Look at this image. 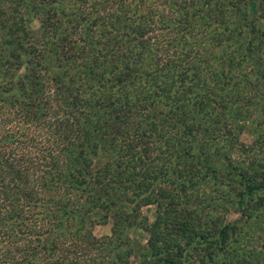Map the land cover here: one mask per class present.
<instances>
[{"label": "rangeland", "instance_id": "rangeland-1", "mask_svg": "<svg viewBox=\"0 0 264 264\" xmlns=\"http://www.w3.org/2000/svg\"><path fill=\"white\" fill-rule=\"evenodd\" d=\"M245 1L242 9L254 15L255 24L262 28L258 27L257 37L264 42V17H258L262 2ZM182 2L0 0V151L10 155L11 170L17 166H24L35 173H41L43 168L48 170V178L42 179L43 187L39 185L40 180H30L34 185H30L31 195L38 197L44 205H36L32 209V206L28 208L25 203H18L22 210L18 218L27 217L28 224L41 218L39 231L46 238L49 230L53 238L56 233H61L58 231L60 228L67 227L66 236L73 238L78 235L79 246L83 249L92 247L90 250L97 254L102 264H151L150 256L145 260L142 251L148 250V228L156 220L158 206L154 202L136 208V202L147 199L152 188L145 180L139 185L135 182L150 174L136 157L141 155L150 168L157 162L164 168V174L160 175L165 179L161 180V189L153 191L161 190L162 193L159 210L171 209L174 216L186 212L187 217L184 218L187 221L193 219L192 222L199 227L198 238L182 243L181 251L185 256L181 264H217V261L220 264H264V191L247 196L239 205L243 185L238 176L229 174L232 173L230 171L245 173V170L246 175L264 180V168L256 165L255 161L264 156V112L252 113L234 130L232 141L238 147L231 158L236 168L225 166L226 156L220 149L219 153L213 151L205 158L202 155L201 160L196 158L198 166L181 172L174 157L170 161L154 157L155 147L160 141L156 139L157 134L152 135L149 125L137 124L138 118L128 120L115 115L104 116L100 107L86 102L94 93H97L96 97L100 94L99 98H104L106 87L125 88L131 93L135 87L119 83L109 86L113 72L120 67L115 54L125 49L124 36L120 42L119 32H114L112 39L118 37L104 45L102 34L108 36L110 30L105 29L103 23L100 27L87 26V29L83 25L87 22L91 25L93 17L100 18V13L118 9L120 3L123 11L134 7L137 21L141 12L147 14L153 30H148L146 37L157 44L158 55L163 58L169 47V37L174 39V36L182 35L178 45L189 50L198 28H201L194 22L190 25L195 35L186 33L188 22L176 15L170 24H159L160 14L170 17L180 9ZM229 4L225 14L228 24L235 26L234 16L242 18L243 13L232 12ZM180 18L181 22L175 20ZM121 24L117 23L118 26ZM201 36L202 31L198 37ZM252 36L256 37V34ZM210 44L207 38L200 47H191L189 58L201 55ZM213 47L219 54V46ZM93 53L100 55V62L98 59L99 69L91 72L86 62L90 63ZM262 56L264 58V54ZM104 59L106 63L102 66L100 63ZM210 65L214 66L212 62ZM133 74L132 71H124L125 80H132ZM140 79L136 86L144 84V79ZM102 105L110 107L106 102ZM260 107L263 109V105ZM142 132L144 136L138 135ZM135 135L137 140H132ZM233 150L229 149V152ZM118 152H122L123 160L118 161ZM252 152L254 157L248 158ZM187 153H193V149L182 153L183 158ZM239 157L245 159L241 166ZM5 166L0 164V171L8 174L10 169ZM93 177L99 179L96 182L87 180ZM1 181L3 179L0 178V184ZM11 183L7 177L5 184ZM3 189L1 186V191H7ZM70 193L72 199L68 202L74 204L75 214L66 220L64 203ZM105 196L113 202L105 203V207V204L99 206ZM151 196L153 200L155 197ZM77 205L83 207L81 212L76 211ZM86 208L88 212L84 211ZM181 218L174 221L184 222ZM225 226L228 227V236L225 240H218L220 229ZM168 228L175 229L173 222ZM6 230L8 227L0 220V241L4 243L9 240L10 233L27 236L18 230H10V233ZM161 231L168 234L164 227ZM91 236L95 238L94 246L88 242ZM18 244L21 257L26 243L20 241ZM75 250L70 251L71 254H76Z\"/></svg>", "mask_w": 264, "mask_h": 264}, {"label": "trees", "instance_id": "trees-1", "mask_svg": "<svg viewBox=\"0 0 264 264\" xmlns=\"http://www.w3.org/2000/svg\"><path fill=\"white\" fill-rule=\"evenodd\" d=\"M255 1L253 0V2ZM260 1L262 3L259 5L258 17H264V0ZM221 2L224 3L221 4ZM242 2L246 3L245 0H183L180 9L174 11L172 15L170 14V17L160 14L158 20L160 25L170 24V20L176 15V17H183L188 22L186 33L195 35L192 34L194 28L191 27L194 22L201 25L198 30L199 32L202 31L201 37H198L199 32L194 36L193 43L189 45V50L178 45L182 35L174 36V39L169 37V47L163 58L158 55L157 47H155L157 44L152 43L150 37H146L148 30H153L147 14L141 12L140 17H138L139 21H137L135 8H127L123 11L120 3L118 9L100 13V18L103 19L93 17L91 25H88L87 22L83 26L85 28L87 26L100 27V24L103 23L104 28L110 30V35L102 34L105 41L104 45L112 39L111 34L114 32H119L120 42H122V36L126 39L124 41L125 49L115 54L120 67L113 72V81L109 86H116L119 83L125 87L126 85L134 86L135 90L131 93L125 88L114 89L113 87V89H109L105 88L104 84V98H99L100 94L96 97L97 93H94L91 98L86 99V102H92L95 106L100 107L102 114L105 113L104 116L115 115L117 118L128 120L138 118L137 124L149 125L152 135L157 134V136L155 135L156 139L160 141V144L155 147L154 152L156 154L154 157L162 161L163 159L170 161L174 157L181 172L187 171L190 167L198 166L196 158L201 160L202 155L205 158V155L213 151L219 153L220 149L226 156L225 166L229 169L236 168V164L231 158L238 147L232 141L234 130L241 126V120L248 119L252 113L258 115L264 112V58H262L264 54L262 44L264 45V42L257 37L260 27L252 19L254 15L242 9ZM227 4L230 5L232 12L243 13L242 18L234 16L235 26L228 24L225 14L228 9ZM132 10L133 13H130ZM215 10L217 11L214 12ZM175 20L181 22V18ZM152 21L156 20L153 19ZM117 23L122 24L118 26ZM254 34L256 37L252 36ZM105 36L107 37L105 38ZM207 38L211 42L210 46L205 48L201 55H193L189 58L191 47H200ZM99 44L102 43L99 42ZM214 45L219 46V54L218 52L215 53L216 46L213 47ZM92 56L90 63L86 62L91 72L99 69L100 62V55L93 53ZM210 62L214 66L210 65ZM105 63L104 59L100 65L104 66ZM180 68L181 70L178 71ZM124 71L134 73L132 80H125ZM140 78L144 79V84L136 86V82L141 80ZM100 79H102L101 74ZM104 102L110 107L103 106ZM262 105L263 109L260 107ZM144 133H146V129H144ZM144 133L138 135L144 136ZM137 137L135 135L132 140H137ZM191 149H193V153H187L188 155L183 158L182 153L185 154L187 150ZM229 149L234 150L229 152ZM9 157L8 153L0 151V164H4L10 169L8 174L5 171H0V178L3 179L0 187L4 186L3 190H7H0V220L8 227L6 232L18 230L27 236L21 237L16 233L9 232V240L6 243L3 240L0 241V264H102L101 259L96 257L97 254L90 250L92 247L83 249V246H79L78 235L73 238L66 236L67 227L60 228L58 231L61 233H56L53 238H51L52 233L49 230L50 233L46 238L39 231L41 218L36 219L33 224L26 222L27 217L18 218L22 214L18 203H25V207L30 208L32 206V209L36 205H39L38 207L44 205L39 202L38 197L31 195V186L34 187V185L30 180L32 178L36 182L40 180L39 185L43 187L42 179L48 178V170L43 168L41 173H35L24 166H17L16 169L11 170ZM136 157L144 166L143 169L150 174L149 176L145 175L143 179L138 178L135 182L139 185L145 180L152 187L147 199L144 198L136 202V208L154 202L158 206L156 220L148 228L150 232L147 239L148 250L142 251V255L145 260L150 256L151 264H181L185 256V253L183 256L181 251L182 243L185 240L186 243L198 238L200 236L199 227L195 222H192L193 219L187 221L184 218V216L187 217L186 212L176 215V217L171 209L159 210L162 193L161 190L157 193L153 191L161 189L160 184L165 180L162 178L163 176L160 177L162 173L164 174L162 163L157 162L151 166L153 168H150L149 163H146L141 155ZM253 157L254 153L252 152L248 158ZM117 159L118 161L123 160L122 152H118ZM239 159L241 166L245 159L241 157ZM255 161L256 165L264 168V156ZM243 171L246 173L245 170ZM230 172H232L229 173L231 176H238V181L243 185L240 190L239 205L245 201L247 196L264 191V180H257L255 176H248L241 171ZM7 177L12 182L11 184H5ZM28 178L30 179L28 180ZM97 179L99 178H87L89 182L92 180L96 182ZM11 187L13 189L8 190ZM81 187L84 190L85 186ZM151 194L155 197L153 200H151ZM71 199L70 193V197L64 203L66 220L75 214L73 213L74 204L72 201L68 202ZM109 201L113 202L112 199L109 200L105 196L99 206ZM166 203L169 204V202ZM76 207H78L76 211L81 212L83 207L81 205ZM84 211L88 212L89 209L86 208ZM175 218H181L184 222L174 221ZM61 219L59 217V220ZM172 222L175 227L174 230L168 228ZM161 227L166 228L168 234L162 232ZM227 228L225 226L220 229L218 240L226 239L228 236ZM173 233H175L174 236H169ZM94 240L93 236L88 239L90 246H94ZM20 241L26 243L24 244L26 250L22 252L23 256L21 257L18 254ZM8 242L12 244L9 245ZM74 250L76 254H71L70 251ZM217 264L220 263L217 261Z\"/></svg>", "mask_w": 264, "mask_h": 264}]
</instances>
